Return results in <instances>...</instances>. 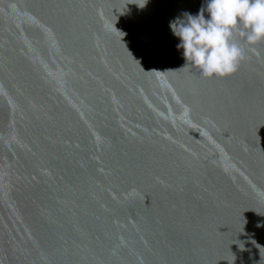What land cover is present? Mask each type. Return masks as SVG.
<instances>
[{"label":"water","instance_id":"1","mask_svg":"<svg viewBox=\"0 0 264 264\" xmlns=\"http://www.w3.org/2000/svg\"><path fill=\"white\" fill-rule=\"evenodd\" d=\"M204 2L0 0V264H264V41L184 67Z\"/></svg>","mask_w":264,"mask_h":264},{"label":"clouds","instance_id":"2","mask_svg":"<svg viewBox=\"0 0 264 264\" xmlns=\"http://www.w3.org/2000/svg\"><path fill=\"white\" fill-rule=\"evenodd\" d=\"M169 28L179 39L184 67L199 69L205 78L225 77L244 59L234 32L248 45L264 41V0H205L196 14L183 11L170 20Z\"/></svg>","mask_w":264,"mask_h":264}]
</instances>
